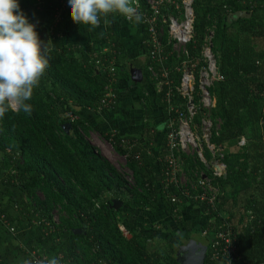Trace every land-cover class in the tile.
<instances>
[{
  "label": "trees",
  "instance_id": "obj_1",
  "mask_svg": "<svg viewBox=\"0 0 264 264\" xmlns=\"http://www.w3.org/2000/svg\"><path fill=\"white\" fill-rule=\"evenodd\" d=\"M65 2L20 0V8L36 24L40 40L47 46L48 67L33 91L31 113L9 110L0 117V169L5 171L0 176V195L13 205L19 219L40 224L47 221L49 227L41 224L47 233L64 235L58 246L55 242L52 245L59 264H176L175 248L183 244L181 240L194 235L205 242L200 236L204 228L210 226L213 232L222 229L224 223L240 225L245 217L242 211L246 210L251 211L253 221L239 233L236 264L264 262V1L192 2L194 37L188 46L192 63H198L206 29L215 26L211 51L223 79L213 82L209 88L215 100L210 110L215 128L211 142L227 147V172L218 179L216 211H211L205 203L190 200L205 216L204 224L199 227L184 218L182 205L169 200V195L179 196L180 191L173 186L163 187L160 157L164 148L159 147L156 154L150 152L158 132L165 134L163 123L169 118V110L165 86L157 83L147 68L150 61L145 43L146 26L139 24L141 48L146 58L145 63L140 64L144 82L141 84L132 80L130 70L126 69V50L111 32L106 34L111 35L107 38L106 52L95 50L88 43L57 46L49 42L59 37L68 23H73ZM138 2L142 9L147 7L145 0ZM240 12L243 15L235 17ZM114 18L124 21L120 16L114 15ZM233 25H236L237 36L231 42L228 29ZM96 59H101L108 71L95 65L93 60ZM177 63L170 57L166 66L172 68ZM154 66L159 69L156 63ZM171 77L177 82L179 74L172 72ZM128 82L137 84L136 94L145 101L148 100L146 88H153L154 104L161 120L155 122L145 106L142 125L135 135L99 131L82 111L88 109L96 113L113 109L120 88H127ZM106 85L111 87L114 101L107 102L110 97L105 98ZM180 101L182 99L174 94L171 102ZM67 123L70 128L65 131L63 125ZM92 130H96L117 155L125 158L132 173L131 187L92 144ZM241 136L245 145L237 147ZM164 141L163 136L161 143ZM230 147H236L237 152L228 150ZM191 163L190 159L186 161V164ZM11 186L17 188L18 197L13 195ZM158 193L164 201L166 215L180 234L179 239L167 246H162L159 240V244L151 247L145 235L133 230L120 211L126 209L132 214L147 209L154 215ZM114 202L120 203V207L115 208ZM55 207L64 214L58 225L52 221L51 212ZM0 213L11 221L4 206H0ZM120 226L129 237L124 236ZM74 229H81V233L74 234ZM204 264H214L209 261L208 251Z\"/></svg>",
  "mask_w": 264,
  "mask_h": 264
},
{
  "label": "built area",
  "instance_id": "obj_2",
  "mask_svg": "<svg viewBox=\"0 0 264 264\" xmlns=\"http://www.w3.org/2000/svg\"><path fill=\"white\" fill-rule=\"evenodd\" d=\"M192 2L193 0H145L147 7L142 9L138 0H131L137 13L142 17L139 24L146 26L145 43L150 61L148 71L157 83L163 84L166 88L165 100L168 103L169 118L164 122L165 145L160 157L163 162L161 179L163 187L166 189L173 186L185 198L205 203L211 211H216L219 195L218 179L226 175L227 167L224 147L211 142V132L215 128L210 110L214 107L215 100L210 95L209 88L213 82L222 80L223 77L217 72L216 60L211 51L213 32L208 31L203 37L198 63L191 62L188 46L193 42L194 37ZM123 19L125 22L131 21ZM164 32H166L165 42L162 38ZM106 50V48L102 49L101 52ZM170 57L178 61L172 68L166 66V61ZM93 61L95 65L101 66L102 70L108 71L103 67L104 62L101 59ZM154 63L157 64L158 70ZM170 71L179 74L177 82L171 77ZM105 90L107 91L105 98L110 97L107 102L114 101L112 99L115 95L111 87L106 85ZM174 94L182 101L172 103ZM196 116L198 120H195ZM244 145L245 139L241 136L237 139L236 146ZM189 159L192 163L187 171V178L192 174L194 181L183 177L181 166ZM180 195L171 194L168 197L171 202L178 203ZM242 213L245 217L240 225L224 223L222 229L217 231L212 232L210 226L202 230L200 236L206 239L209 261L214 264L237 263L239 233L243 227H247L253 221L250 210ZM0 222L7 223L1 213ZM36 224L50 226L49 222L44 220L41 224L37 222ZM120 229L126 231L121 226ZM10 231L13 229L11 228ZM31 256L32 264H47L44 256L36 252ZM240 264H264V262Z\"/></svg>",
  "mask_w": 264,
  "mask_h": 264
},
{
  "label": "clouds",
  "instance_id": "obj_3",
  "mask_svg": "<svg viewBox=\"0 0 264 264\" xmlns=\"http://www.w3.org/2000/svg\"><path fill=\"white\" fill-rule=\"evenodd\" d=\"M64 7L73 23L89 31L100 27L102 19L107 25L110 15L137 23L142 19L131 0H66ZM46 48L20 0H0V117L9 110L31 113L33 91L48 67ZM47 264L59 261L53 257Z\"/></svg>",
  "mask_w": 264,
  "mask_h": 264
},
{
  "label": "crops",
  "instance_id": "obj_4",
  "mask_svg": "<svg viewBox=\"0 0 264 264\" xmlns=\"http://www.w3.org/2000/svg\"><path fill=\"white\" fill-rule=\"evenodd\" d=\"M116 16H120V15L117 14ZM124 24H128V26H131L133 24L138 25L140 28V39L142 38L141 26L134 19L131 20L130 22L116 21L114 16L110 15L108 17L107 25H105L104 20L102 19L100 27L91 31H89L88 26L86 25L68 23L65 31L59 37L51 38L49 42L57 46L88 43L95 50L98 49L102 50L108 47L109 43L107 42L108 41L107 38H110L111 35L106 36V34L107 32H111V34H114L120 40L128 56V53H133V52H128L130 50L127 47V43L121 37V35L125 36V38L129 37V30L128 28H125ZM140 43L142 42L140 41ZM140 51H141L140 54H143L142 48L140 49ZM133 54H134L133 56L139 55L135 53ZM143 56L144 59L142 60V62L141 60L135 58L131 59L130 61L132 60L139 61V64H143L145 63V59H146L144 54ZM141 72H142V67H141ZM153 94H155V91ZM124 95H125V99H124L125 104H123L122 107H121L122 104H120L119 102L121 99V95L119 92L118 99L113 109L101 110L96 113H89V111H87L88 109H85L84 111H82V114L99 131L118 132L123 135L125 134L135 135V131L136 130L138 131L141 127V125L135 126L137 124V121H135V109H133V112L129 117L124 118L126 120L125 123H123L124 122L123 120V122L120 125L113 128H108L106 126L105 128L103 125V123L106 121L107 116L102 117L101 113H103V115L109 114L108 116H112L116 114L117 109L121 107L120 111L123 112L124 114H127L128 111L126 110L128 109L127 108L128 105L131 104L135 108V86L130 85L127 88H125ZM123 108H125L126 110ZM99 114H101V117L105 121H102V119L98 117ZM161 138L158 132L156 138L154 139V142H152V147L150 148V152H153L154 148H157L156 143L158 141H159L158 146L160 145L161 149L164 148L165 141L161 143ZM102 143H103L102 140L100 141V143H95L92 141V144L101 152H103L101 145ZM222 146L224 147L226 152L227 147H225L224 145ZM102 157L109 161V156L107 155L105 156L103 154ZM4 174L5 171L3 169H0V176L2 177ZM10 188L11 191L17 190L15 186H11ZM13 195L15 197L17 196L14 193ZM0 206L5 207V212L10 217L9 219H11V221H7V223L0 222V264H32L31 255L33 254V252L41 254L47 259V261L56 256V250L52 248L51 240L47 236L48 233L44 230V227L42 225L29 222L28 220L25 219H19L16 209L13 207V205H11V203L8 202L7 198L2 195H0ZM11 228L13 229V231H10Z\"/></svg>",
  "mask_w": 264,
  "mask_h": 264
},
{
  "label": "rangeland",
  "instance_id": "obj_5",
  "mask_svg": "<svg viewBox=\"0 0 264 264\" xmlns=\"http://www.w3.org/2000/svg\"><path fill=\"white\" fill-rule=\"evenodd\" d=\"M264 1V0H262ZM240 14H242V12H240ZM205 20L202 21V23H204ZM125 28H128L129 30V37L125 38V36L121 35L122 39H124V41L127 43V47L130 51L128 52H133L135 54H139V55H135L133 53H127L126 55V59L128 60L127 64H126V69L127 71L130 70V63L129 61L131 59H139L142 60L144 59L143 54H140L141 51V39H140V28L138 25L133 24L131 26H128V24H124ZM208 27V26H207ZM215 26H209V28L206 29V33L212 32L214 30ZM209 29V30H208ZM237 36V30H236V25H233L231 27H229L228 29V37H229V41H233L236 39ZM130 56V57H129ZM131 74V73H130ZM129 74V75H130ZM132 76V74H131ZM137 82L144 84L142 79H136ZM127 85H131L130 82L127 83ZM137 85V84H136ZM136 85H132L135 86V108L134 106H132L131 104L127 106V110L125 108L126 111H128L127 114H124L123 112L120 111V108L123 106V104H125V89L124 87L120 88V95H121V99H120V104L121 107H119L117 109L116 114L112 115V116H108L109 114H102V117H106V121L101 117V114L98 115V117L100 119H102V121H105L103 123L104 127H108V128H113V127H117L118 125H120L123 120L125 123V119L126 117H129L131 115V113L133 112V109H135V121H137V124L135 126H140L142 125L143 122V118H142V114L143 111L145 109V106H148L155 122H158L161 120L160 118V111L158 109V107L154 104V91L153 88L151 86L147 87L145 92L148 96V100L145 101L144 99H141L137 96L136 92L138 91L136 88ZM131 88V87H130ZM89 111V113H94L93 110H87ZM105 127V128H106ZM161 132V131H159ZM91 134V141L95 142V143H100V141L102 140L103 143L102 145V151L101 152L99 150V152L103 155H107L109 156V161L110 163L116 168V170L118 171V173L122 176L123 180L125 181L126 185L128 187H131L133 185V178H132V173L129 170V168L126 165L125 162V158L122 156L117 155L113 149H111L109 147V145L107 144V142L102 139V137L100 136V134L96 131V130H92L90 132ZM160 138L164 136L165 139V134L163 132H161V135H159ZM161 138V140H162ZM98 140V141H97ZM100 140V141H99ZM157 144V148H154L153 151L155 154L156 152H158L160 145L159 141L156 143ZM228 150H232V152L236 151V147L235 148H229ZM237 152V151H236ZM157 170V167H155ZM182 168V172L184 173L183 177L186 179H190L192 181L195 180L194 176L192 174H190V177L187 178L188 173L187 171L190 168V164H184L181 166ZM157 175L158 174V170H157ZM160 177V176H159ZM159 182H160V178H159ZM15 195H17L18 197V191H12ZM37 195L39 196V198H42V195L40 193H37ZM158 198H159V193L157 194ZM160 197H162L160 195ZM178 204L181 206L182 205V214L184 216V218H189L192 226L194 227H199L201 225L204 224V220H205V216L204 214L201 213V211L199 210V208H197L195 205H193L192 203H190V199L185 198L183 195H180L179 197V202ZM120 207L117 206V208ZM52 221L54 222V224L58 225L59 223V218L61 216H64V214L59 210V207H55L52 212ZM120 214L123 215V217H125L126 222H128L133 230H138L139 232H141L142 234L145 235V237L148 240V244L151 245V247L156 246L157 244H160L163 246H167L172 242H175L177 239H179V234L180 231H178L177 229L174 228L173 225V221L166 215L165 210H164V201L162 198L158 199V204H157V212L154 215H151L150 212L146 209V210H142V211H137V212H132V214L128 213V210L126 209H121ZM146 225H148L146 227ZM125 237H129V233L126 231H122ZM50 240H51V246L55 243H57L56 246H58V242H60L63 239V236L61 233H54L53 235H51L48 232L47 235ZM160 240V241H159ZM181 240V238H180ZM159 241V242H158ZM158 242V243H157ZM181 242L185 243L186 240H181ZM152 250V249H151Z\"/></svg>",
  "mask_w": 264,
  "mask_h": 264
},
{
  "label": "water",
  "instance_id": "obj_6",
  "mask_svg": "<svg viewBox=\"0 0 264 264\" xmlns=\"http://www.w3.org/2000/svg\"><path fill=\"white\" fill-rule=\"evenodd\" d=\"M243 14H235V17L241 16ZM130 73L132 74V80L141 79V65L139 61H130ZM70 128V124H64L63 129L67 131ZM120 203L114 202L115 208L119 206ZM74 234H80L81 229H74ZM207 250V242H202L198 240L196 236L187 244H183L178 248L176 253L174 254V259L176 264H204V259Z\"/></svg>",
  "mask_w": 264,
  "mask_h": 264
},
{
  "label": "flooded vegetation",
  "instance_id": "obj_7",
  "mask_svg": "<svg viewBox=\"0 0 264 264\" xmlns=\"http://www.w3.org/2000/svg\"><path fill=\"white\" fill-rule=\"evenodd\" d=\"M195 237H196V236L193 235V236L190 237V239H193V238H195ZM190 239L186 240V242L183 243V244H187V243L190 241ZM198 240H199V239H198ZM205 242H206V241H205ZM183 244L178 245V246L176 247V249H175V253H176V251L178 250V248H179L180 246H182ZM206 251H207V250H206ZM175 253H174V254H175Z\"/></svg>",
  "mask_w": 264,
  "mask_h": 264
}]
</instances>
